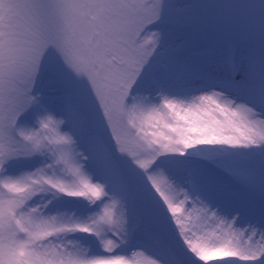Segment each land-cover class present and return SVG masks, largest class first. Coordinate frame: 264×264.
<instances>
[{
	"label": "snow or ice",
	"instance_id": "snow-or-ice-1",
	"mask_svg": "<svg viewBox=\"0 0 264 264\" xmlns=\"http://www.w3.org/2000/svg\"><path fill=\"white\" fill-rule=\"evenodd\" d=\"M0 264H264V0H0Z\"/></svg>",
	"mask_w": 264,
	"mask_h": 264
}]
</instances>
